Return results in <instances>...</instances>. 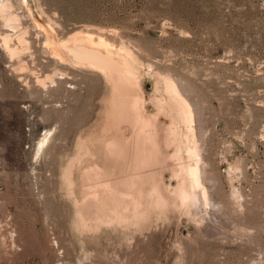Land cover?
Returning a JSON list of instances; mask_svg holds the SVG:
<instances>
[{"label":"rangeland","instance_id":"1","mask_svg":"<svg viewBox=\"0 0 264 264\" xmlns=\"http://www.w3.org/2000/svg\"><path fill=\"white\" fill-rule=\"evenodd\" d=\"M12 1L30 48L22 55L29 69L16 70L17 57L0 39V264H264V0ZM49 18L60 37L113 29L110 38L129 43L145 70L151 64L181 84L199 107L188 133L182 127L190 159L181 181L191 195L179 200L174 193L180 182L174 172L183 161L176 128L168 138V167L156 169L158 195L170 207L159 204L158 212L155 194L140 221L124 215L118 225L105 215L104 195L100 208L87 213L102 211L96 213L109 224L83 227L75 201L87 182L80 181L79 165L76 183L66 185L62 177L79 150L86 166L95 160L110 168L118 192L139 180L120 182L126 162L106 157L111 85L100 72L68 67L70 74L55 83L38 80L67 67L45 45ZM10 31L0 15V32ZM139 76L148 106L154 76ZM199 169L196 192L192 172Z\"/></svg>","mask_w":264,"mask_h":264},{"label":"bare ground","instance_id":"2","mask_svg":"<svg viewBox=\"0 0 264 264\" xmlns=\"http://www.w3.org/2000/svg\"><path fill=\"white\" fill-rule=\"evenodd\" d=\"M23 1L26 3L27 0ZM0 15L7 28L12 31L0 32L1 44L4 45L5 50L10 56L17 57L16 70H19V68L29 69L27 62L24 61L22 56L30 48V43L27 39V30L21 25L18 13L14 11L12 0H0ZM43 29L45 30V45L47 49L57 62L66 64L67 67L60 65L64 67L62 69L61 67L56 68V66L51 73L46 74L43 78H38V80L41 84H45L48 81L55 83V81H58V78L63 79L70 74V71L66 69L68 67H93L100 72L111 85L108 119L112 125L110 130L112 137L106 145V157L107 159H114L118 162H126L123 171L124 176L119 179L120 182L128 184L139 180V185L130 188L128 192H118L116 190L118 180L116 181L112 178L110 168L99 164L95 160L90 166H86L85 159L81 154L82 150H79L77 160L75 162L72 161L71 164L68 163L69 166L62 170V177L66 185L70 186L76 183L74 174L77 169L76 167L79 165L80 181L87 182L82 187L81 200L79 198V201H75L77 215H79V218L83 217V223H86L83 227L97 228L102 224H106V222L103 223V219L107 218L103 217L102 219V216L97 215L96 212L98 210L94 212L96 214L92 213L93 215L87 213L91 212L93 208H100L101 198L104 195H106L104 201L109 200V203L106 205L108 208H106L107 211L105 210V215H111L113 218L111 219L112 222L114 221V224L118 225L124 222L122 220L124 215L126 218L129 215L128 218L132 217L136 221H140L154 207V203L153 205L151 204L153 201L151 199L154 198L155 194V197H157L155 207L157 205L159 206V204L163 206L162 208L164 209L162 210L170 207L168 201L162 195H158L161 194V187L156 180V169L163 166L168 167L167 163L172 158L168 138L170 135H174L173 132L176 128H180L181 130L177 138V143L178 153L183 158V161L179 165V171L174 172L180 180L178 182L179 187L174 190V193L178 196L179 200H182L184 196L186 197L190 194L187 184L183 183L185 180L181 181L188 173V164L185 160L188 156L185 148V139L186 133H188L187 127L190 124L192 125L193 121L197 119L199 113L197 108L199 107L196 108V104L194 105L193 102L192 104L189 103L190 98L185 97L183 88L180 86L181 84L179 85L177 81H174L175 78L173 77L174 79H172L169 74L163 75L161 71L159 72V70L151 67V64H149L148 70L146 69V71L144 61L129 43L123 41V39L120 42H116L110 38L107 32L113 34L115 33L113 29L106 31L103 28H85L60 37L55 30V23L50 18ZM140 71L144 74L145 72H148V74L151 73L154 76V88L152 96L150 99L148 98V106L143 93H141ZM183 86H185L184 82ZM162 98L166 100L165 103L162 102ZM169 118L173 119V122L170 124H168ZM182 127H185V131H187L186 133L184 132L185 135ZM158 129H161V131ZM166 129L168 130L166 131ZM50 134L51 130L42 136L36 147L37 153L41 152V149L50 139ZM78 145L82 148L83 145L89 146L88 143L86 144L81 140L78 141ZM88 148H91V145ZM90 150V155L94 156L92 149ZM187 159L189 160L190 158L187 157ZM164 167L163 169H165ZM200 169L198 174L197 170H193V184L190 183L196 192H199L198 184L200 183H197L195 179L202 177L203 173ZM200 172L202 173L199 176ZM191 175L189 178H191ZM201 186L200 188H202ZM199 194H201V190ZM199 194L195 193L194 200L197 201L199 199ZM202 196L205 197V192ZM183 202L187 204V202ZM158 206L156 208L157 211ZM162 210L160 209V211ZM101 212L99 213L98 211L99 214ZM86 214H88V220ZM107 220L109 224L110 218ZM79 223L81 222L79 221Z\"/></svg>","mask_w":264,"mask_h":264}]
</instances>
